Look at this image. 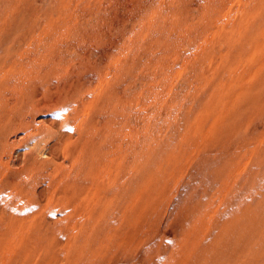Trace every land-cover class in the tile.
Listing matches in <instances>:
<instances>
[{
    "label": "rangeland",
    "instance_id": "obj_1",
    "mask_svg": "<svg viewBox=\"0 0 264 264\" xmlns=\"http://www.w3.org/2000/svg\"><path fill=\"white\" fill-rule=\"evenodd\" d=\"M0 264H264V0H0Z\"/></svg>",
    "mask_w": 264,
    "mask_h": 264
}]
</instances>
